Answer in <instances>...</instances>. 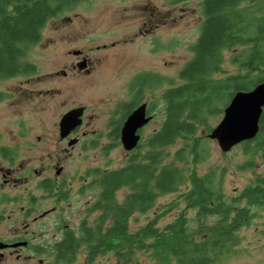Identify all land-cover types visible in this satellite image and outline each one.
Instances as JSON below:
<instances>
[{"label": "rangeland", "instance_id": "374dc122", "mask_svg": "<svg viewBox=\"0 0 264 264\" xmlns=\"http://www.w3.org/2000/svg\"><path fill=\"white\" fill-rule=\"evenodd\" d=\"M202 1L173 0V23L147 36L139 35L142 30L146 32L143 21L155 15L152 7L164 10L167 0L84 1L48 21L42 30L41 41L28 51L25 58L26 62L35 65L34 74L0 81V92L5 95L0 102V145H52L60 138L62 117L74 108L86 107L80 142L73 149L68 148V143L64 144L69 152L63 153L69 175L75 181L71 201H64L61 207L73 229L77 230L85 218L92 226L99 215V212L92 213L91 209L100 196V189L94 184L87 185L95 179L92 175L87 176V172L119 169L125 167L134 154L148 152L144 146L146 140L161 128L165 119L164 93L183 83L180 72L193 58L192 47L200 37L205 20L200 6ZM154 36L168 45L155 49ZM112 44L115 47L112 48ZM102 46L107 48L102 50L104 53L114 52L121 62L124 56L130 65L124 70L101 67L89 77L70 73L67 77L56 75L65 68L71 50H95ZM231 54H225L224 73L216 78L240 73L230 62ZM150 69L158 71L153 74L161 81L143 87L142 99L150 102L156 116L144 129L139 148L129 152L124 149L121 138L117 139L110 131L122 115V105L134 101L131 86L135 78L144 76V70ZM222 117L223 113L210 116L208 125L198 130L197 137L207 154L205 159L195 164L191 157L188 164H177L185 166L192 175L202 176L213 171L216 187L228 196H234L253 184L257 176H264V159L257 155L254 165L250 166L252 155L246 154L241 145L224 153L216 141L206 137ZM83 132L87 133L85 137ZM184 146L185 141L179 140L158 152L165 156V162H171ZM189 186L182 187L177 194L160 196L145 214L136 212L131 219L132 230L148 225ZM128 193V189L120 190L118 202L121 203ZM187 207L180 203L176 210L160 219L158 226L163 229L179 217L192 221L197 211ZM254 210L258 217L240 232L239 246L218 264H264V207ZM195 226L192 222L191 227ZM159 253L153 249L128 248L121 256L115 251L106 253L94 264H176L173 257ZM85 257V251L81 249L78 264H82Z\"/></svg>", "mask_w": 264, "mask_h": 264}, {"label": "trees", "instance_id": "16d2710c", "mask_svg": "<svg viewBox=\"0 0 264 264\" xmlns=\"http://www.w3.org/2000/svg\"><path fill=\"white\" fill-rule=\"evenodd\" d=\"M84 1L90 0H0V81L34 74L35 65L25 58L41 41L48 21ZM200 6L205 17L201 34L192 47L193 58L180 72L183 83L164 94L162 128L146 140L148 152L134 154L125 167L92 171V185L100 189V196L91 212L99 215L92 226L84 224L64 250L82 246L94 260L114 251L121 256L128 248L153 249L173 257L176 264H218L235 251L240 232L258 217L254 208L264 207V176H257L239 195L228 196L216 187L213 171L192 175L177 164H188L191 157L195 164L204 160L199 128L208 125L210 116L221 115L235 93L264 82V0H203ZM227 52L240 73L216 78L224 73ZM4 98L0 92V102ZM179 140L185 146L165 162L158 150ZM240 145L252 155L250 166L257 155L264 159V111L258 135ZM188 184L148 225L132 230L136 212L145 214L160 196L177 194ZM123 189L129 193L119 203L117 193ZM182 202L197 211L196 217L192 221L179 217L161 229L160 219Z\"/></svg>", "mask_w": 264, "mask_h": 264}, {"label": "flooded vegetation", "instance_id": "af4514ba", "mask_svg": "<svg viewBox=\"0 0 264 264\" xmlns=\"http://www.w3.org/2000/svg\"><path fill=\"white\" fill-rule=\"evenodd\" d=\"M167 1L164 10H158L157 6L152 7L155 15L146 20L144 18L146 32L140 31V36L154 35V30L173 23L174 2ZM153 43L155 49L157 47L163 49L168 45L157 36H154ZM111 47H115V44ZM106 49V46H102L95 50H71L70 57L65 61V68L56 75L62 74L67 77L70 73L89 77L101 67L124 70L130 65L126 57L122 56L121 62L114 52L102 51ZM144 72L146 73L144 76L136 77L132 83L131 93L134 101L124 103L120 119L116 123H111V127L113 123L116 124L110 132L115 137L118 135L117 139L121 138L122 128L129 115L139 107L145 105L146 117L152 118L138 131L141 140L144 129L155 119L156 113L152 105L142 99V89L152 82H160L161 78L153 74L158 72L157 70L150 69ZM128 104L132 106L128 107ZM83 108L86 111V107ZM85 111L82 124L64 138L61 136L59 124L60 138L52 145H0V264H78L79 252L81 249L85 251L84 248L80 246L68 251L63 247L71 245L73 242H69V239L77 238L84 224L89 223L85 218L75 230L69 223L71 220H66V211L62 212V203L72 199L70 193L74 189L75 181V178L69 175L65 163L67 158L64 159L63 153L78 146ZM82 134L83 137L87 135L85 132ZM67 143L69 149L64 145ZM90 172H87L89 177L92 175ZM92 183L89 182L87 185ZM85 255L82 264H94L105 254L94 260L90 259L86 251Z\"/></svg>", "mask_w": 264, "mask_h": 264}, {"label": "water", "instance_id": "95a60500", "mask_svg": "<svg viewBox=\"0 0 264 264\" xmlns=\"http://www.w3.org/2000/svg\"><path fill=\"white\" fill-rule=\"evenodd\" d=\"M145 108L143 105L133 111L122 128L121 142L126 151L131 152L137 148L141 140L138 131L152 119L146 117ZM84 111L83 107L75 108L62 117L60 131L63 138L82 124ZM263 111L264 82L250 91L235 93L223 110L222 120L211 130L208 137L218 143L222 152L227 153L258 135Z\"/></svg>", "mask_w": 264, "mask_h": 264}]
</instances>
